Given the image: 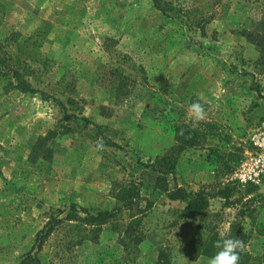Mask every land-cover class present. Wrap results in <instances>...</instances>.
I'll return each mask as SVG.
<instances>
[{
    "label": "rangeland",
    "instance_id": "374dc122",
    "mask_svg": "<svg viewBox=\"0 0 264 264\" xmlns=\"http://www.w3.org/2000/svg\"><path fill=\"white\" fill-rule=\"evenodd\" d=\"M165 1L0 0V264H207L233 224L264 264V72L240 35L255 9ZM121 185L135 188L120 212L139 217L135 250L109 224L69 243L72 220L35 254L50 215L110 211ZM178 188L205 195L201 214H182Z\"/></svg>",
    "mask_w": 264,
    "mask_h": 264
},
{
    "label": "trees",
    "instance_id": "16d2710c",
    "mask_svg": "<svg viewBox=\"0 0 264 264\" xmlns=\"http://www.w3.org/2000/svg\"><path fill=\"white\" fill-rule=\"evenodd\" d=\"M250 2L252 7H254V16L250 18L248 27L243 29L240 32L248 42H250L257 51V60L256 64L259 66L260 72H264V0H243ZM154 8L159 11L165 12L166 10V1L165 0H151ZM120 93L115 94V98H119ZM67 102L72 105L74 102L70 99ZM153 168H155L153 166ZM173 168L170 166L167 170L163 167H158V170L161 174L171 171ZM245 193L247 195H252L254 190L257 188V185L247 182L245 183ZM135 188L132 185H121L117 191V198L120 201V205L111 209L110 211H101L95 214H91L84 209H80V212L84 213L83 218H79V211L76 210L74 206H71L69 211L66 213L65 218L58 219L57 215H50L47 222L43 228L35 235V246L36 252L40 251L44 241L47 239L49 234L55 229V227L61 224L63 221H75L66 226L67 231L70 233L69 243L80 244L83 240H95L97 238V232H99L100 227L104 224H109L111 230L116 231L118 234L119 243L126 250H135L137 244L140 242V234L138 229L139 217L136 214L129 212L126 217L122 218L120 213L124 207L132 208V192ZM231 189H224L219 193L221 198H223L227 203L230 197ZM172 199H178L186 203L185 208L182 211V214L185 217L198 216L201 214L203 209L206 207V197L203 193H192L186 192L185 190L178 188L171 192ZM119 213V214H118ZM118 214V215H117ZM77 220V221H76ZM84 225V226H83ZM239 229V226L233 224L231 230L227 236H232L233 238H239L243 242L245 241L244 235L236 232ZM256 232L258 234L264 235V225L256 224ZM236 233V236L235 234ZM207 250L209 251V257H212L215 253L213 251L214 245L212 242L207 244ZM27 263L28 264H40L35 256L28 254ZM240 264H259L256 257L251 256L248 252L241 250L240 251Z\"/></svg>",
    "mask_w": 264,
    "mask_h": 264
},
{
    "label": "clouds",
    "instance_id": "9594fccd",
    "mask_svg": "<svg viewBox=\"0 0 264 264\" xmlns=\"http://www.w3.org/2000/svg\"><path fill=\"white\" fill-rule=\"evenodd\" d=\"M186 112L193 123H199L207 118L205 107L200 102H193L188 105ZM102 148V143H98ZM220 238L215 242L214 247L218 251L208 259L207 264H240V251L244 247V242L239 238L227 236L225 232H220Z\"/></svg>",
    "mask_w": 264,
    "mask_h": 264
},
{
    "label": "built area",
    "instance_id": "2783aa9c",
    "mask_svg": "<svg viewBox=\"0 0 264 264\" xmlns=\"http://www.w3.org/2000/svg\"><path fill=\"white\" fill-rule=\"evenodd\" d=\"M249 181H250V179H249Z\"/></svg>",
    "mask_w": 264,
    "mask_h": 264
}]
</instances>
